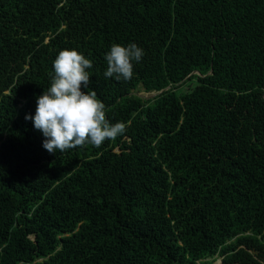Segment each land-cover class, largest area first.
Instances as JSON below:
<instances>
[{"label":"trees","instance_id":"1","mask_svg":"<svg viewBox=\"0 0 264 264\" xmlns=\"http://www.w3.org/2000/svg\"><path fill=\"white\" fill-rule=\"evenodd\" d=\"M113 43L144 50L128 81ZM63 49L126 131L52 154L25 116ZM215 258L264 264V0H0V264Z\"/></svg>","mask_w":264,"mask_h":264},{"label":"clouds","instance_id":"2","mask_svg":"<svg viewBox=\"0 0 264 264\" xmlns=\"http://www.w3.org/2000/svg\"><path fill=\"white\" fill-rule=\"evenodd\" d=\"M143 56L144 50L135 43H113L104 56L107 67L103 75L128 81L133 77L134 62ZM92 67V61L75 49L60 50L53 60L50 84L36 97L35 114L25 116L41 132L42 147L49 153L86 145L98 148L125 133L126 124L111 123L105 104L90 89L88 70Z\"/></svg>","mask_w":264,"mask_h":264},{"label":"rangeland","instance_id":"3","mask_svg":"<svg viewBox=\"0 0 264 264\" xmlns=\"http://www.w3.org/2000/svg\"><path fill=\"white\" fill-rule=\"evenodd\" d=\"M195 79L191 78V79H187L184 82H182L181 84L178 85V87L176 88L177 91L182 92L185 91L187 89H189L193 83H194ZM151 92L156 93V91L152 90V91H144L142 89V87H140L139 85H137L134 89L130 90V93H133L135 95H138L142 98H148L151 97ZM219 261V258H215L212 263H217Z\"/></svg>","mask_w":264,"mask_h":264},{"label":"water","instance_id":"4","mask_svg":"<svg viewBox=\"0 0 264 264\" xmlns=\"http://www.w3.org/2000/svg\"><path fill=\"white\" fill-rule=\"evenodd\" d=\"M163 88H166V86L163 87ZM159 90H160V89H159ZM159 90H157L156 93H157ZM154 94H155V93L151 92V95H154Z\"/></svg>","mask_w":264,"mask_h":264}]
</instances>
